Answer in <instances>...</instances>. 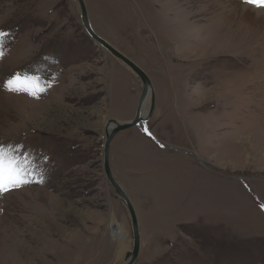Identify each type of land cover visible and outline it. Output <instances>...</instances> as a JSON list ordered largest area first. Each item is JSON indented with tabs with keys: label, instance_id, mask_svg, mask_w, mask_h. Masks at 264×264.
I'll return each mask as SVG.
<instances>
[{
	"label": "rangeland",
	"instance_id": "obj_1",
	"mask_svg": "<svg viewBox=\"0 0 264 264\" xmlns=\"http://www.w3.org/2000/svg\"><path fill=\"white\" fill-rule=\"evenodd\" d=\"M84 1L95 31L147 72L157 97L147 122L111 144L112 170L130 188L122 175L139 153L149 167L127 193L142 240L134 264H264V30L236 20L249 10L264 23V8ZM0 32V82L19 73L45 89L34 98L0 84V148L29 181L0 196V264L125 262L133 228L103 142L109 124L134 119L142 84L90 37L78 0H0Z\"/></svg>",
	"mask_w": 264,
	"mask_h": 264
},
{
	"label": "water",
	"instance_id": "obj_2",
	"mask_svg": "<svg viewBox=\"0 0 264 264\" xmlns=\"http://www.w3.org/2000/svg\"><path fill=\"white\" fill-rule=\"evenodd\" d=\"M78 1L81 7V21L87 33L90 35V37L96 42V44L99 47L106 50L108 53L114 56L119 62H121L123 65L129 68V70L132 73H134V75L137 77V79L140 81L143 87L137 107V112L134 119L123 122L114 121L113 123H111V126H109L110 125L109 124L103 142L104 173L109 183L111 184L116 194L118 195V197L126 204L130 214L131 224L133 228V249L130 252L129 258L125 262L117 263V264H134L140 255L141 246H142L140 222H139L137 210L135 208V205L131 197L127 194L125 189L116 179L113 170L111 168V159H110L111 144L113 138L119 132L133 128L141 124H145L147 122V120L152 116L155 109V104L157 100L156 92L153 86V82L150 76L147 74V72L139 64H137L130 57H128L126 54H124L122 51H120L118 48H116L113 44H111L108 40L104 39L95 31V29L91 25L85 1L84 0H78ZM146 104L148 106L147 116H145V112H144L147 107Z\"/></svg>",
	"mask_w": 264,
	"mask_h": 264
},
{
	"label": "snow or ice",
	"instance_id": "obj_3",
	"mask_svg": "<svg viewBox=\"0 0 264 264\" xmlns=\"http://www.w3.org/2000/svg\"><path fill=\"white\" fill-rule=\"evenodd\" d=\"M244 3L257 7L264 8V0H244ZM4 33L0 32V38L4 37ZM3 51L0 50V59H3ZM2 86L13 93H27L34 98H39L38 92H44L45 89L38 88L34 79L27 76H21L19 73L10 74L6 81L0 82ZM145 133L152 139L151 131L145 128ZM163 147V145H160ZM29 181L22 174V170L18 166V162L12 157H6L0 148V196L23 187ZM264 207V204L261 205Z\"/></svg>",
	"mask_w": 264,
	"mask_h": 264
},
{
	"label": "crops",
	"instance_id": "obj_4",
	"mask_svg": "<svg viewBox=\"0 0 264 264\" xmlns=\"http://www.w3.org/2000/svg\"><path fill=\"white\" fill-rule=\"evenodd\" d=\"M138 153V151H137ZM141 154V153H139ZM138 154V158H135L136 161V165H129V168H127V170L125 171L126 175H122L123 177H125V179L130 182L132 184V188L129 187L128 184L124 183L123 179H121L118 175V173L114 170L115 175H117L118 180H120L121 184H123L126 192L130 195H134L135 193V189L133 190L134 187H140L141 183L145 185V183L147 182V172L149 167H147V165L143 166L141 159L139 157ZM112 167V166H111ZM148 168V169H147ZM73 237V236H72ZM77 260L78 256L76 257H72L71 260Z\"/></svg>",
	"mask_w": 264,
	"mask_h": 264
},
{
	"label": "bare ground",
	"instance_id": "obj_5",
	"mask_svg": "<svg viewBox=\"0 0 264 264\" xmlns=\"http://www.w3.org/2000/svg\"><path fill=\"white\" fill-rule=\"evenodd\" d=\"M236 3V2H235ZM240 3H236V5H237V7H240V9H239V11H242V6L241 5H239ZM244 9V8H243ZM248 9L246 8V11H247ZM249 14H251L250 13V11L248 10V13H246V14H241L242 15V18L240 19V17L238 18H236V20H237V25H239V26H241V27H245V28H247L248 29V31H250L251 33H256V32H258V34L260 35V33L262 34L263 32V30H264V23H262L261 21H262V18H260V17H253V16H251L250 17V15ZM239 22V23H238ZM259 23V24H258ZM195 26V25H194ZM244 28V29H245ZM255 38V37H254ZM146 106H147V104H146ZM145 106V107H146ZM147 108H148V106L146 107V109H145V114H147ZM109 126H111V124L109 125ZM110 156H111V154H110ZM111 159V158H110ZM112 168V167H111ZM114 173V172H113ZM115 175V174H114ZM116 177V176H115ZM117 179V178H116ZM120 183V182H119ZM123 187V186H122ZM136 208V207H135ZM130 255V254H129ZM128 258H129V256H128Z\"/></svg>",
	"mask_w": 264,
	"mask_h": 264
},
{
	"label": "trees",
	"instance_id": "obj_6",
	"mask_svg": "<svg viewBox=\"0 0 264 264\" xmlns=\"http://www.w3.org/2000/svg\"><path fill=\"white\" fill-rule=\"evenodd\" d=\"M244 254H245L244 257H246V256H253V257H255V259H257L258 257H261V256H254V254H256V253H244Z\"/></svg>",
	"mask_w": 264,
	"mask_h": 264
}]
</instances>
